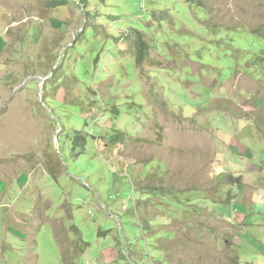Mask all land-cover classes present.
Instances as JSON below:
<instances>
[{"label": "rangeland", "instance_id": "obj_1", "mask_svg": "<svg viewBox=\"0 0 264 264\" xmlns=\"http://www.w3.org/2000/svg\"><path fill=\"white\" fill-rule=\"evenodd\" d=\"M52 1L0 0V264H264V0Z\"/></svg>", "mask_w": 264, "mask_h": 264}, {"label": "trees", "instance_id": "obj_2", "mask_svg": "<svg viewBox=\"0 0 264 264\" xmlns=\"http://www.w3.org/2000/svg\"><path fill=\"white\" fill-rule=\"evenodd\" d=\"M190 1V0H188ZM68 2V0H53L52 3L54 5H66ZM148 44L147 42L143 39V37L140 35L137 39V63H141L143 61V59L145 58L146 54H147V50H148ZM264 58V57H263ZM78 140H80V143L85 144V139L81 138V136L79 135ZM83 141V142H82ZM155 192L157 194H160V192H158L157 190H155ZM42 201L43 198L40 197L38 201ZM38 205V207H36L35 210H37L38 212L41 211L40 209V203H36V206ZM77 231H79L77 229V227H75L74 225L70 226L69 228H65V226L63 225V227L60 228H56L54 229V234H55V238L57 241V244L59 246V249H61V243H60V233H70L73 234L75 239L74 240H69L70 243V249L71 251H67V252H61L62 255V259L64 264H76L77 259L79 258L80 255H82L85 252V249L87 247V243L83 240L81 234L79 235L77 233ZM80 232V231H79ZM68 235V234H67Z\"/></svg>", "mask_w": 264, "mask_h": 264}]
</instances>
